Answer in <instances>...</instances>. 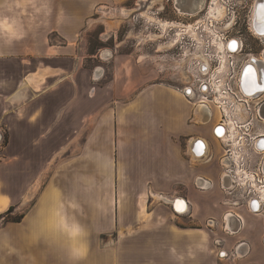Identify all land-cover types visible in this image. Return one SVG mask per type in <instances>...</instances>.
<instances>
[{
	"label": "crops",
	"instance_id": "0c3cea01",
	"mask_svg": "<svg viewBox=\"0 0 264 264\" xmlns=\"http://www.w3.org/2000/svg\"><path fill=\"white\" fill-rule=\"evenodd\" d=\"M114 1L0 0V215H23L0 224V264H264L263 218L245 206L149 204L171 185L186 187L189 207L198 191L223 193L221 147L214 121L208 136L165 131L170 99L187 106L188 126L212 119L177 87L151 82L146 55L118 53L123 41L86 50L90 17Z\"/></svg>",
	"mask_w": 264,
	"mask_h": 264
},
{
	"label": "built area",
	"instance_id": "2783aa9c",
	"mask_svg": "<svg viewBox=\"0 0 264 264\" xmlns=\"http://www.w3.org/2000/svg\"><path fill=\"white\" fill-rule=\"evenodd\" d=\"M166 1L175 13L190 19L168 21L177 23L168 28L176 29L173 42L179 44L177 61L185 72L177 88L195 107L202 108V118L212 119L216 112L213 131L221 147L219 184L228 194V201L223 203L245 206L261 215L264 228V132L259 131L260 122H264V98L261 92H248L244 78L250 61L259 62L260 57L244 54L243 39L230 33L234 25L217 12L216 0H207L201 8L186 12H180L176 0ZM204 182L208 184L198 177L196 187L205 189ZM166 198L164 203L173 209L181 197ZM225 232L232 234L230 228ZM236 255V251H228V257Z\"/></svg>",
	"mask_w": 264,
	"mask_h": 264
},
{
	"label": "rangeland",
	"instance_id": "374dc122",
	"mask_svg": "<svg viewBox=\"0 0 264 264\" xmlns=\"http://www.w3.org/2000/svg\"><path fill=\"white\" fill-rule=\"evenodd\" d=\"M176 1L181 12L193 11L192 9L198 5L197 0ZM220 2L225 6V8H222L226 13L224 14L227 15L228 10L226 4H228V0H222ZM109 5L113 7L111 12H109L111 9H108L106 6H98L90 17L87 25L88 29L84 33L86 50L94 51L104 44L112 46L114 43L117 44L119 41H123L116 48L117 52L123 53L133 50L141 56L146 55L145 58L140 57V59L146 61L141 64L144 63L146 65L145 69L151 72V82H160L174 87L181 86L185 78V72L180 68L177 61L181 49L179 48V44L175 45L173 42L175 38L173 33L176 32V29L170 30L168 28L170 26L169 24L166 28H161L158 23L159 21L167 23L168 21H189L190 19L182 14L175 13L171 8L170 1L167 2L166 0H115L112 5ZM248 16H250V12H248ZM247 27V25H234L230 33L243 39L246 52H257L259 50L257 40L252 37ZM103 32H112L115 35L116 41L110 38L106 42H103L100 39L104 35L102 34ZM89 61L91 60L89 59ZM84 63L87 64L88 61L86 60ZM110 77L111 69L108 68L103 79L107 81ZM168 106L163 114V118L166 119L163 120L165 131L170 134H179L180 132L186 131L189 127L195 132H200L205 136L209 135L210 124L216 119V112H213V118L209 124L195 125L189 120V123L192 125L188 126L185 122V116L188 111L187 106L175 99H170ZM260 124L261 128L259 131L264 132V122L261 121ZM6 139L5 136H2L0 145L4 144ZM181 142L185 146L186 139L181 140ZM213 145L216 151L219 150V144L214 141ZM212 168L213 164H206L200 167V171H209L210 174L215 175L216 169ZM191 188H193L192 184ZM185 190L186 187L182 185H171L169 186L167 194L179 197ZM198 192L200 193H195L197 205H190L188 209L211 212L216 209L223 210L228 208V204L223 205L220 203L221 205L214 206L216 202L228 201V194L222 193L217 189ZM152 197L157 201L152 203L150 200L149 204L151 206L166 210L170 208L163 202V199L166 198L164 195L160 198L157 196V193H152ZM17 215H19V211L15 212L13 210L5 219L14 218ZM1 223H4V219L0 218ZM239 258L236 256L234 259L240 261Z\"/></svg>",
	"mask_w": 264,
	"mask_h": 264
},
{
	"label": "flooded vegetation",
	"instance_id": "af4514ba",
	"mask_svg": "<svg viewBox=\"0 0 264 264\" xmlns=\"http://www.w3.org/2000/svg\"><path fill=\"white\" fill-rule=\"evenodd\" d=\"M207 0H203L202 6L205 4ZM222 0H216L217 5L219 7V9L224 10L223 8H225V6L223 4H221ZM224 2V1H223ZM256 5L257 11L258 10H262L263 12H261V15L258 16V14L256 13V8L254 11V15H253V8L254 5ZM261 6L260 8L258 6ZM201 6V7H202ZM227 6V10H228V14L225 15V19L226 21H230L231 24L233 25H247L249 32H251L252 37H254L257 40V45L259 46V50L257 52H246L245 49H243L244 54L246 56L251 55L252 57L256 56V57H260L259 63H260V67L259 70L257 71V79H258V84H259V79L260 82H262V90H261V94L263 95L264 98V35H260L262 37H259V34H254L255 31L253 30V32L251 31V28L249 27V23L251 22V18L253 15V18H259L262 23L264 24V0H228V4H226ZM200 7V8H201ZM223 7V8H222ZM248 12H250V16H248ZM223 13H225V11H223ZM221 13V14H223ZM226 14V13H225ZM257 14V15H256ZM255 22V19L253 21V24ZM260 23V21H259ZM252 24V25H253ZM264 31V28L262 29ZM252 63V62H251ZM250 63V64H251ZM260 74V77H259Z\"/></svg>",
	"mask_w": 264,
	"mask_h": 264
},
{
	"label": "bare ground",
	"instance_id": "6f19581e",
	"mask_svg": "<svg viewBox=\"0 0 264 264\" xmlns=\"http://www.w3.org/2000/svg\"><path fill=\"white\" fill-rule=\"evenodd\" d=\"M197 1H198L197 2L198 5L196 7L197 8L198 7H201L202 6V3H203V0H197ZM195 5H196V3H195ZM256 5H258V4L256 3ZM256 5L252 9L253 10V15H254V11H255ZM258 7L260 8L261 6L259 5ZM180 12H181V10H180ZM217 12L219 14H221V13H223V10L217 8ZM261 12H263V11L262 10H258L257 11V8H256V13L258 14V16L261 15ZM253 15H252V18H251L252 20L250 22L251 31L253 32V30H254L255 33L254 32L253 33L255 35L256 34H259V37H262L260 35L261 34L264 35V31L262 30L264 28V24L262 23V21L259 18H257V19L256 18H253ZM254 19H255V22L253 24ZM259 21H260V23H259ZM168 24L170 26H173V27H176L177 26V23H170V22L169 23L168 22L166 23V22H161V21H159V23H158L159 27H161V28H166L168 26ZM250 63L248 64V67L244 71V78H245V81H246V90H248V92H256L255 94H258V93L261 92L262 87H263L262 86V82H260V79H259V84H258V79H257V71H260L259 70L260 63L257 62V60H255V59H253L252 61H250ZM259 77H260V74H259ZM199 110L202 112V116H203V110H202V108H199ZM196 113L198 114V112H196ZM196 117H197V115H196ZM198 118L199 117H197V119ZM204 122L205 121H203L202 123H204ZM203 186L204 187H207L208 186L207 182H204L203 183ZM157 196H159V195H157ZM160 198H162V197H160ZM174 203H175V209H176V211L184 212L186 209L189 208L188 203L182 197H181V199H177Z\"/></svg>",
	"mask_w": 264,
	"mask_h": 264
},
{
	"label": "trees",
	"instance_id": "16d2710c",
	"mask_svg": "<svg viewBox=\"0 0 264 264\" xmlns=\"http://www.w3.org/2000/svg\"><path fill=\"white\" fill-rule=\"evenodd\" d=\"M12 211H13V207L11 206V207H9V209L5 213H3V214L0 215V218L1 219H4V223L5 222H17V221H19L23 217L22 214H19V215H17L14 218L5 219V217L8 216Z\"/></svg>",
	"mask_w": 264,
	"mask_h": 264
},
{
	"label": "water",
	"instance_id": "95a60500",
	"mask_svg": "<svg viewBox=\"0 0 264 264\" xmlns=\"http://www.w3.org/2000/svg\"><path fill=\"white\" fill-rule=\"evenodd\" d=\"M192 10H193V11H194V10H197V8L195 7V8H193ZM251 93H256V92H251ZM177 199H181V198H177ZM177 199H176V200H177ZM173 209L176 211V209H175V203H174ZM178 212H179V211H178Z\"/></svg>",
	"mask_w": 264,
	"mask_h": 264
},
{
	"label": "snow or ice",
	"instance_id": "6c2138e0",
	"mask_svg": "<svg viewBox=\"0 0 264 264\" xmlns=\"http://www.w3.org/2000/svg\"><path fill=\"white\" fill-rule=\"evenodd\" d=\"M220 130H218V132H219Z\"/></svg>",
	"mask_w": 264,
	"mask_h": 264
}]
</instances>
